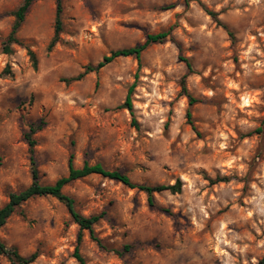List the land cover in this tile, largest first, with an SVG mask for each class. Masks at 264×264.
Returning a JSON list of instances; mask_svg holds the SVG:
<instances>
[{"label":"rangeland","instance_id":"obj_1","mask_svg":"<svg viewBox=\"0 0 264 264\" xmlns=\"http://www.w3.org/2000/svg\"><path fill=\"white\" fill-rule=\"evenodd\" d=\"M23 3L0 0V209L33 182L26 135L40 122L33 138L43 185L68 177L71 163H88L139 185L183 186L156 193L151 204L145 192L93 174L63 193L84 217L103 214L98 241L88 231L79 241L66 206L45 196L0 229L5 245L25 257L38 253L32 264H82L77 248L83 264H259L264 0H62L63 31L52 51L57 0H37L4 54ZM163 32L166 41L140 61L117 58L65 82ZM132 87L133 114L122 107ZM0 264L11 262L0 256Z\"/></svg>","mask_w":264,"mask_h":264},{"label":"trees","instance_id":"obj_2","mask_svg":"<svg viewBox=\"0 0 264 264\" xmlns=\"http://www.w3.org/2000/svg\"><path fill=\"white\" fill-rule=\"evenodd\" d=\"M37 0H24L23 5L16 11L14 12V16L16 17L15 23L12 28V32L8 36L6 40V44L3 48V53L4 54H11V49L10 45L13 43H17L18 40L16 39V33L19 30L21 24L23 23L25 16L31 7L32 3ZM62 12H63V7H62V0H57V10H56V20H55V30H54V37L48 47L49 51H52V49L56 46V44L60 41V34L63 31V23H62ZM211 15L216 18V14L211 13ZM169 36V32H163L160 34L156 35H149L147 37L146 42L143 45H137L132 48L128 49H122L118 51H114L111 53L110 56L104 57L103 61L100 62L97 66H88L85 69V72L82 74L67 79L65 82L67 84L80 81L85 75L91 72L99 71L100 69L104 68L108 64L112 63L115 59L121 58V57H135L137 60L140 61L141 56L143 52L151 45L157 44V43H164ZM29 55L31 57V60L33 62V67L37 68V59L36 56L34 55L33 52H29ZM190 68V64H188ZM133 87L130 89L126 102L122 106L123 108L127 109L131 114L134 113V107L132 103V93H133ZM183 90L186 92L185 88V80H183ZM189 99L191 104L195 102V100L189 95ZM189 121L191 119V114H188ZM135 125L136 122H134ZM192 123V122H191ZM44 126L43 122H40L39 124L32 125L30 128L29 133L26 135V140L29 144L30 147V153H31V161H32V178L33 182L32 184L27 188L19 192L15 193H10L9 194V201L8 203L0 209V229L3 228L10 217L15 214L21 207L24 205L27 201L30 199L36 198V197H45V196H50L53 198H56L58 201L63 203L66 208L68 209L73 221L80 227V236H79V241L81 240L82 237V232L83 231H88L90 233L91 238L94 241H98L95 235L94 227L95 225L98 224V222L103 218L102 215H97V216H92V217H84L81 215L75 207V201L71 197L67 196L66 194L63 193V188L76 181L80 180L83 178H86L90 175L97 174L101 175L105 178H109L115 181H118L122 183L123 185L127 186L128 188L131 189H138L142 192H145L148 197L149 201L152 204L153 203V197L156 193H162L165 191H170L172 193H181L182 192V182L178 181L175 185L173 186H167V185H160V186H147V185H139L133 183L130 178L125 175L124 173L115 170L111 171L106 169L100 164L97 165H90L86 163L83 168L81 169H76L73 167L72 163L70 164V171L68 177L61 178L59 179L55 184L53 185H43L40 183L39 179V171L37 168V164L34 158V148L36 146V140L33 138V135L38 131L41 130ZM256 133L264 134V129H258ZM218 182H223V180H212L213 184H216ZM99 245L101 243L99 242ZM128 249V247H126ZM0 256L6 257L11 264H32L34 263L38 257V253H34L29 257L22 256L18 250L14 247L8 248L5 243L0 239ZM76 258L78 259L79 262L82 264L84 263L83 258L79 254V249H76L75 253ZM259 264H264V258L259 262Z\"/></svg>","mask_w":264,"mask_h":264}]
</instances>
